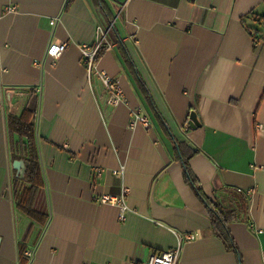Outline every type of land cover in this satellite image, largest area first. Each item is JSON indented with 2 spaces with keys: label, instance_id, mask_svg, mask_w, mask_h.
<instances>
[{
  "label": "crops",
  "instance_id": "obj_1",
  "mask_svg": "<svg viewBox=\"0 0 264 264\" xmlns=\"http://www.w3.org/2000/svg\"><path fill=\"white\" fill-rule=\"evenodd\" d=\"M66 3L0 0V264H21L30 226L28 264H143L177 246L178 264H264V0ZM105 33L97 69L122 84L125 101L116 105L83 61L82 47ZM119 36L174 135L199 150L190 164L205 193L227 204L247 200L250 219L229 223L242 262L214 234ZM61 42L63 53L48 56L49 45ZM32 93L45 224L17 207L11 188L18 170L7 115L19 114ZM135 109L149 125L134 122ZM191 111L200 126L190 125ZM123 187L125 218L117 204L100 201ZM187 234L195 238L183 241Z\"/></svg>",
  "mask_w": 264,
  "mask_h": 264
},
{
  "label": "trees",
  "instance_id": "obj_2",
  "mask_svg": "<svg viewBox=\"0 0 264 264\" xmlns=\"http://www.w3.org/2000/svg\"><path fill=\"white\" fill-rule=\"evenodd\" d=\"M72 1L73 0H67L66 8L69 7ZM260 20H263V25L264 15L260 17ZM112 30L116 31L115 25L111 27L108 33L109 35ZM261 31H253L254 38H260L259 32ZM119 37L121 48L133 66L140 89L143 91V94H145L146 99L149 101L155 113L161 117L163 125L171 134L174 142L175 157L178 158L183 165L185 178L190 182L196 193L210 211L212 230L214 234L224 242L228 250L234 251L239 258V262H242L241 255L239 254L237 246L234 242V237L229 228V223L236 220L248 221L250 219L249 204L247 200L242 197L240 204H227L221 200L213 201L205 193L201 182L193 172L190 164V159L197 154L199 150L192 148L185 141L179 140L174 135L173 131L163 118L158 106L155 104L146 82L140 76L138 68L134 63L130 52L127 50L124 39L121 36ZM106 49L107 45L103 44L98 52L97 60H99V58L105 53ZM38 102V96L32 93L19 114L9 113L7 115V137L11 158L23 159L28 162L25 176H17L12 180L11 188L13 200L15 201L17 207L24 213L35 221L45 224L49 219L50 213L44 202V190L46 188L47 180L40 147L41 136L37 130L36 119ZM238 195L241 196L240 193H238ZM32 229L33 226H30L27 235L19 244L21 264L29 263L28 257L25 255V250L27 249L26 241Z\"/></svg>",
  "mask_w": 264,
  "mask_h": 264
},
{
  "label": "built area",
  "instance_id": "obj_3",
  "mask_svg": "<svg viewBox=\"0 0 264 264\" xmlns=\"http://www.w3.org/2000/svg\"><path fill=\"white\" fill-rule=\"evenodd\" d=\"M9 9H14L15 6H9ZM55 23V20L52 21ZM262 35L264 36V24H263V32ZM107 39L106 33L99 37L93 44H86L82 47L83 53V61L85 66L87 67L89 77L92 79L98 78L103 86L105 87V91L107 94V102L111 105H116L122 101H125V91L120 83V81L115 78L114 76L108 74L105 71H100L97 69V55L101 48V46L105 43ZM255 41L259 42V37H255ZM67 43H52L49 45L47 50V55L53 58L59 57L63 51L66 49ZM2 70V68H0ZM134 112V122H143L146 125H149L150 120L148 116L143 115L140 112V109L133 110ZM259 129L264 131V124H259ZM119 173V171H115ZM98 174H101V170H97ZM127 188L123 187L119 194H103L100 197V201L104 203H112L117 204L121 210V217L125 218V213L128 210V203H127ZM194 234H187L182 236V240H190L194 239ZM25 255L29 258V261L32 257V251L26 250ZM181 255V248L180 246L163 250L161 252H156L151 255L149 260L144 262L143 264H178Z\"/></svg>",
  "mask_w": 264,
  "mask_h": 264
},
{
  "label": "water",
  "instance_id": "obj_4",
  "mask_svg": "<svg viewBox=\"0 0 264 264\" xmlns=\"http://www.w3.org/2000/svg\"><path fill=\"white\" fill-rule=\"evenodd\" d=\"M189 123L194 128L201 125V123L198 120L197 113L195 111L191 112ZM27 165H28V162L23 159L15 160L14 167L18 170V176L20 177L25 176Z\"/></svg>",
  "mask_w": 264,
  "mask_h": 264
}]
</instances>
